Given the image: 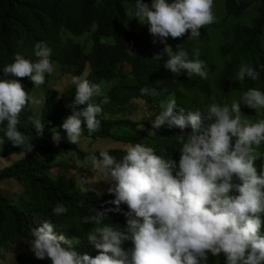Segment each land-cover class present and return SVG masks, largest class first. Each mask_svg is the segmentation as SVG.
Here are the masks:
<instances>
[{
  "label": "clouds",
  "instance_id": "9594fccd",
  "mask_svg": "<svg viewBox=\"0 0 264 264\" xmlns=\"http://www.w3.org/2000/svg\"><path fill=\"white\" fill-rule=\"evenodd\" d=\"M106 1L87 9L79 0H57L52 18L14 21L12 34L0 43V125L6 124L0 149L10 141L32 152L31 138L17 127L20 115L33 105L42 108L45 89L56 91L49 88L54 74H62L71 62L87 61L97 72L107 69L116 83L141 88L142 95L154 98L161 92L148 87L158 83L165 68L172 76L206 87L209 105L186 112L174 94L159 100L160 112L148 135L156 136L165 125L179 129L178 163L153 147L135 143L124 149L126 143L120 142L123 147L113 149L125 151L119 160L112 150L90 155L82 150L76 163H65L60 173L75 166L88 175L99 170L113 196H101L103 209L90 216L82 204L66 207L58 202L23 240L27 251L15 245L10 264H208L209 255H223L225 264H264V156L257 155L264 143V119L243 118L246 112L264 109V92L258 89L264 87V77L256 86L237 84L225 96L215 86L221 76L256 81L259 72L264 75V60L251 67L258 55L253 51L231 61L213 41L228 32L243 34L245 26L264 20V0H254L258 8L253 16H248L251 3L244 0H225L224 5L222 0ZM109 8L114 10L112 22L104 11ZM90 74L86 68L69 77L68 88L75 94L67 105L71 114L60 128L74 145L85 127L87 139H100L91 134L101 128L98 117L111 118L103 110L110 100L89 80ZM98 97H103L99 103ZM223 98L226 103H220ZM41 108L40 116L28 113L27 124L37 137L48 134L51 145L57 146L61 132H45ZM59 155L54 163L61 168ZM109 212H120L126 226L104 223ZM88 223L95 225L90 229ZM127 241L131 249L124 247Z\"/></svg>",
  "mask_w": 264,
  "mask_h": 264
},
{
  "label": "trees",
  "instance_id": "16d2710c",
  "mask_svg": "<svg viewBox=\"0 0 264 264\" xmlns=\"http://www.w3.org/2000/svg\"><path fill=\"white\" fill-rule=\"evenodd\" d=\"M105 2L107 1L105 0ZM56 3L57 0H0V43L4 44L12 34V30L16 26L15 20L24 22L34 18L36 21L42 22L46 18L44 15H48L50 18L54 17ZM97 3H99L98 0H79L78 5L81 8L92 9ZM104 11L111 14H108V18H111L112 22L114 10L109 8ZM248 11L249 9H246L245 13ZM256 21L257 23L254 26H245L243 34L228 32L219 38H214L213 41L223 48L226 56L231 61H236L247 52L257 51L258 55L252 59L253 62L250 64L251 67H254L252 63H259L264 60V20L258 18ZM256 44L259 47L254 50ZM186 52L189 54L188 50ZM163 53L167 60V52L163 51ZM86 68L91 72L89 80L100 85L104 95L110 100L108 104L103 105V110L111 118L105 120L103 116L98 117L101 119V128L99 131L91 133L95 135L94 138L111 139L126 143L124 149L128 144L141 143L153 147L158 155L172 157L178 163L182 148L179 141V137L182 135L180 130L177 128L169 129L165 125L156 130V136H150L148 133L152 130L151 121L160 112L159 100L167 99L170 94H174L177 104L183 107L186 112L203 110L209 105L206 100V87L197 83H188L183 78L172 76L164 68L158 83L148 87L156 88L161 92L159 97L154 98L150 95H142L141 88L134 89L116 83L110 77V71L105 69L97 72L87 61L71 62L65 65L61 72L78 76ZM257 71L259 72V70ZM263 77L264 75L260 72L256 81L247 78L244 81H238L237 76H221L215 80V86L218 94L225 96L237 84L256 86L260 84ZM258 89L264 92V87H258ZM245 90L237 92L236 96L239 97ZM74 94L75 89L71 87L60 94L52 89H45L41 108V118L46 123L45 132L57 129L61 133H66L60 128V125L71 114V109L67 105L73 101ZM101 99L103 97L96 98L97 103ZM136 101H144L151 107L149 118L135 120L131 117V108ZM220 101V103L227 102L224 98ZM21 116L17 125L18 130L31 138L30 142L33 144V150L32 152H26L23 147H14L10 141H6L3 149H0V161L8 156L20 155V158L11 166L0 168V183L14 182L18 185V188L14 191L0 185V248L10 245H16L18 248L24 239L30 237L32 226L40 219L52 214L53 208L58 202L63 203L66 207L82 204L85 216H90L94 215L98 209H103L104 198L101 196H113L107 193V188L102 181L99 170H97V177L100 182L92 184L85 183L86 180L92 178L84 173L80 167L69 175L63 172L59 175L50 176L49 171L56 167L54 159L57 155L67 150H73L78 157H81L83 151L77 145L69 142L52 146L48 134L37 137L35 129L27 124L28 110L24 116ZM243 118L249 122L264 119V109L259 113L246 112ZM49 121L50 123H48ZM141 125H143L142 130ZM5 128L6 124L0 125V137L4 136ZM185 132L190 133L191 129H186ZM87 134L89 133L85 127L83 137L87 138ZM109 153L119 160L125 154V151L123 154L121 150H112ZM257 155L264 156V143L257 149ZM77 174H81L79 180L82 185L76 183L78 180ZM93 188H96L102 194L97 196L91 190ZM91 200L93 202H90ZM104 223L118 224L123 228L126 226V218L120 212H118V215L109 212ZM93 224L88 223L90 229H92ZM262 232L264 234V225H262ZM124 247L131 249L133 245L131 241H127ZM208 264H225L223 255L218 257L209 255Z\"/></svg>",
  "mask_w": 264,
  "mask_h": 264
},
{
  "label": "rangeland",
  "instance_id": "374dc122",
  "mask_svg": "<svg viewBox=\"0 0 264 264\" xmlns=\"http://www.w3.org/2000/svg\"><path fill=\"white\" fill-rule=\"evenodd\" d=\"M244 1L251 3V9L248 12V16H253L254 12L258 8V5L254 2V0H244ZM224 3H225V0H222L223 5H224ZM69 77H70V74L68 72H65V74H63V73L59 74L58 72H56L54 74L52 80L49 82V88H53L59 93L64 92L69 87ZM41 91L42 90L36 91V93H37V95H39V97L42 94ZM43 98H44V96H43ZM40 108L41 107H39V105H33V108H31V110L28 113L31 114L32 116H37V115L40 116ZM150 114H151V107L146 102L136 101L133 103L132 108H131V117L133 119L141 120L144 118H149ZM61 136H62V140L60 141V143L68 142L66 133H61ZM77 147L81 150L86 151V153L88 155H90L91 151H100L103 149L113 150V149L122 148L123 145L118 144V142H115L113 140L102 139V138L97 139V140H91V139H87V138L82 136L81 141L77 145ZM62 155H59L57 158L58 161L60 160L62 162V164H61L62 167L61 168L56 167L54 169H51L49 171L50 176L59 175L60 172H62L66 169L65 165H64L65 163H69V162L71 164L76 163L77 159L79 158L76 155V152L73 150H67ZM60 156H62V157L59 158ZM19 158H20V155H18V154L3 158V160L0 161V168H2L4 166H11ZM76 168H78V167L75 166L74 169H70L69 172L67 173V175H69L74 170H76ZM90 176L95 179V182H100V179L97 177L96 174L90 175ZM76 177L78 179L76 181V183L78 185H82L81 181L79 180V178L81 177V174H77ZM0 185L7 187L10 191H14L18 188V185L14 182H2V183H0ZM104 185L106 186V188L108 187V184L105 182H104ZM14 248H15V245H10V246L5 247V248H0V264H10V263L14 262V257L12 256V252H13ZM19 250L21 252L27 251V247H26V244L24 241L21 243Z\"/></svg>",
  "mask_w": 264,
  "mask_h": 264
}]
</instances>
